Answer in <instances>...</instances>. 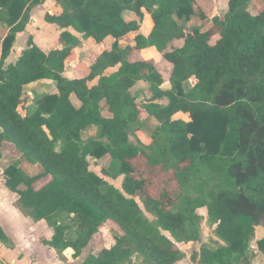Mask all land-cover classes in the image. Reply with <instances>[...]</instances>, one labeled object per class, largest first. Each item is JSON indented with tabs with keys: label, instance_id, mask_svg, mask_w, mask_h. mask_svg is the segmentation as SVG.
Wrapping results in <instances>:
<instances>
[{
	"label": "trees",
	"instance_id": "1",
	"mask_svg": "<svg viewBox=\"0 0 264 264\" xmlns=\"http://www.w3.org/2000/svg\"><path fill=\"white\" fill-rule=\"evenodd\" d=\"M54 1L61 11L46 14L45 21L62 30L63 47L46 53L30 37L17 62L4 68L32 9L46 0H0V23L9 28L1 43L0 161L10 144L40 167L31 176L12 164L3 180L28 217L53 225L45 244L71 249L77 259L111 222L120 232L115 244L82 264H179L184 255L176 243L199 242L197 211L206 209L224 245L201 246L193 261L250 264L258 231L256 246L264 255V11L252 15L253 0H228L226 14L213 17L200 7L196 13L200 0ZM145 14L152 20L150 34L121 47L119 41L140 31ZM196 15L211 27L203 31L176 21L188 23ZM69 29L97 44L115 39L82 78L66 76V63L80 45ZM153 47L172 66L170 74L153 60L132 59ZM39 81L54 83L56 92L35 99L31 110L26 90ZM141 81L152 93L146 106L132 92ZM164 98L167 106L156 104ZM142 109L158 121L148 145L130 140L133 126L144 123ZM93 130L98 134L87 137ZM106 156L113 172H103L112 179L123 176L121 190L90 169L89 158ZM203 170L217 181L194 190ZM71 231L74 237L68 238ZM0 242H11L1 224Z\"/></svg>",
	"mask_w": 264,
	"mask_h": 264
},
{
	"label": "rangeland",
	"instance_id": "2",
	"mask_svg": "<svg viewBox=\"0 0 264 264\" xmlns=\"http://www.w3.org/2000/svg\"><path fill=\"white\" fill-rule=\"evenodd\" d=\"M201 8L208 17H213L215 15L223 16L228 11V0H200L196 6V13H198V8ZM41 7H36L35 15L41 18L45 15L42 13ZM248 11L252 15H258L262 11H264V0H253L249 6ZM33 12L34 8L32 9L31 13V22L28 25V32L26 35V39L23 43H25L24 48L27 47V41L30 37H33L34 41L41 45L42 48L49 52L53 49H58V47H62L59 41V34L61 31L56 27L48 28L40 19L37 21L33 20ZM44 12V11H43ZM176 21L180 26H185L187 28H194L199 27L203 31L208 30L211 27L210 22H206L200 19L198 15L194 16L190 22L185 23L184 20H179L176 18ZM152 28V20L148 14H145V18L141 22V29L138 33L148 35ZM6 33V29L3 25H0V48L2 39ZM26 34V32H25ZM137 33L130 34L128 39H124L120 42L121 47H125L128 44H132L133 37ZM25 38V37H24ZM21 39L19 44L17 45L19 48L21 47L22 40ZM80 45L76 47L74 54L72 57L68 59V70H72L75 68L77 70V76H84L88 70L90 64L94 61V59L100 54L101 51L105 49H110L113 44V39L109 38L101 44L94 43L91 40H84L82 37H79ZM112 41V43H111ZM111 43V44H110ZM178 45V44H176ZM16 47V46H15ZM1 51V50H0ZM144 52V53H143ZM154 54V51H152ZM151 51L145 52H135L132 56V59H144L151 58ZM155 54L160 56V58H154L159 69H161L166 75L165 66L167 63L162 55L155 50ZM145 58V59H146ZM167 68V67H166ZM193 84V81H191ZM189 83V87L191 86ZM56 91L55 84L48 81H39L33 83L27 87L26 95L29 97L28 106L32 110L33 109V102L35 99L44 96L46 94H51ZM139 93H136V92ZM134 95L137 97V103L141 105H148L150 98L152 97L151 90L149 85L143 82L141 85L136 87L133 91ZM72 101L75 106H79L80 103L76 100V98H72ZM158 104L162 106H166L168 104L167 99H163L159 101ZM106 106L102 105L103 114L106 113ZM141 118L144 120V123L136 124L133 126L134 130L131 132L130 140L133 144L138 145L139 143L142 144H150L151 138L150 134L152 130L156 127L157 123L152 118H147L146 113L142 109ZM179 118L187 119V116L179 115ZM98 133L96 130L89 132L86 136H96ZM10 145V144H7ZM6 145V146H7ZM61 149V144L57 145V150ZM5 150L4 158L0 161V178L3 179V171L10 165H17L21 167L28 175H36L40 172V167L38 165H30L28 164L24 158L14 149V147H9ZM90 169L97 175L103 177L110 185L114 186L115 188L122 189V182L124 177L120 176L117 179H112L103 172L104 170L112 171V161L110 156H106L100 160L89 158ZM113 172V171H112ZM216 180V178L210 174L208 171H202L196 177V189L198 190L199 186L202 185L203 182ZM160 181L165 183L172 191H176L175 184L167 182V179L164 175L160 176ZM217 181V180H216ZM45 182H42L37 185V187H41ZM216 182H211L210 184H215ZM193 190V191H194ZM144 210V209H143ZM21 213L28 217L27 214L20 209ZM197 214L202 218L201 226L199 227L200 233V240L199 242L189 243V244H182L176 243L177 248L183 253L184 258L179 264H198L196 261H193L192 257L195 252H198L201 246H208L211 248H216L218 246L224 245L223 242L216 237L214 233V226L209 222L208 213L206 209H200L197 211ZM146 216L153 221L154 218L148 214ZM29 218V217H28ZM119 228L111 222L106 223L100 230V232L95 236L93 243L84 250V257L82 260L74 261L71 257V253L58 251L54 249H48V247L44 246L43 242L45 240H50L54 235V227L50 223H44L43 227L38 226L33 234L32 241H26L21 245H15L12 242L7 244H3L0 242V264H82L83 260H85L90 254H96L100 251L101 248H111L115 244V238L118 235ZM260 234L258 238H260ZM68 238L74 237V232L71 231L68 233ZM167 236L170 237L169 234ZM255 241L251 244V258L250 264H264V255H262L259 251L257 246H255ZM254 247V248H253ZM136 262H139V259L135 258Z\"/></svg>",
	"mask_w": 264,
	"mask_h": 264
},
{
	"label": "crops",
	"instance_id": "3",
	"mask_svg": "<svg viewBox=\"0 0 264 264\" xmlns=\"http://www.w3.org/2000/svg\"><path fill=\"white\" fill-rule=\"evenodd\" d=\"M38 7H41L40 9H42V13H44L45 15L41 18V16H40V18H41V20H42V22L48 27V28H51V27H56V28H58L60 31H61V33H62V30L58 27V26H56V25H52V24H49V23H47L46 21H45V16H46V14H51V15H54V14H58V13H60V11H61V8H60V6H58L57 4H56V2L54 1V0H46V2L43 4V5H40V6H38ZM36 8V7H35ZM34 8V12H33V20L35 21H37L38 19H40V18H38L36 15H35V11H36V9ZM44 11V12H43ZM30 24V23H29ZM0 25H3L2 23H0ZM4 27H5V29H6V33H5V35H4V37H3V39H2V41L4 40V38L8 35V33H9V28H7L5 25H3ZM152 29V28H151ZM69 31L73 34V35H75V36H77L78 38L79 37H81L80 35H78L74 30H72V29H69ZM25 32H26V34H25ZM25 32H23V33H19L18 35H17V39H16V42H15V44H14V46H13V49H12V51H11V55L9 56V58L6 60V62H5V65H4V68H7L9 65H11V64H15L16 62H17V60L19 59V57L21 56V54H22V52L27 48H24V46H25V43H23L24 41H25V39H26V35H27V32H28V26H27V28H26V30H25ZM151 32V31H150ZM150 32H149V34H150ZM60 33V34H61ZM59 34V35H60ZM133 34V33H132ZM138 34H141V33H138L137 32V34H135V36L133 37V40H132V44H128L127 46H134L135 45V37L138 35ZM148 34V35H149ZM142 35H144V34H142ZM148 35H144V36H148ZM25 37V38H24ZM128 37H130L129 35L126 37V38H124V39H128ZM22 38H24V40H22V44H21V47L19 48L17 45L19 44V42L21 41V39ZM33 38V37H32ZM109 38H112V37H109ZM109 38H107V39H109ZM59 39H60V36H59ZM106 39V40H107ZM113 39V44L115 43V39L114 38H112ZM124 39H122V40H124ZM29 40V39H28ZM89 40H91V39H89ZM105 40V41H106ZM121 40V41H122ZM33 41H34V39H33ZM60 41V40H59ZM88 41V40H87ZM91 41H93V40H91ZM121 41H119V44H120V42ZM94 42V41H93ZM27 43H28V41H27ZM34 43L42 50V51H44V52H46V53H48L47 51H45L43 48H42V46L41 45H39V44H37L35 41H34ZM95 43V42H94ZM111 43H112V41H111ZM110 43V44H111ZM61 44V43H60ZM113 44H112V47H113ZM121 45V44H120ZM16 46V47H15ZM63 47V46H62ZM62 47H60V48H62ZM112 47L110 48V49H105V50H111L112 49ZM126 47V46H125ZM58 49H59V47H58ZM0 60H1V55H2V46H1V48H0ZM54 50V49H53ZM76 50V48L73 50V52H72V54H74V51ZM155 50H156V48H149V49H146V50H143V51H145V52H149V51H151V55H152V57L151 58H144L145 60H153L154 61V58H160V56H158L157 54H155ZM50 51H52V50H50ZM49 51V52H50ZM152 51H154V54H153V52ZM157 51V50H156ZM158 52V51H157ZM144 53V52H143ZM72 57V55L70 56V58ZM95 60V59H94ZM155 62V61H154ZM67 63H68V61H67ZM66 63V76L69 78V79H74V78H82V77H85V76H87L88 74H89V69H90V66L88 67V70H87V72H86V75H84V76H77V70H75V68H72V70H70V72H69V70H68V64ZM156 63V62H155ZM92 64V63H91ZM90 64V65H91ZM157 65V64H156ZM167 67V68H166ZM165 72H167L168 74H170L171 73V70H172V66L170 65V64H166V66H165ZM112 72H114V71H109V72H107V74L109 75V74H111ZM49 82V81H48ZM145 83L146 84V86H148L149 85V83H147V82H145V81H141V82H139L133 89H132V92L136 89V87H138L139 85H141L142 83ZM55 88H56V86H55ZM149 88H150V85H149ZM56 92V91H55ZM55 92H53V93H55ZM136 93H139L138 91L136 92ZM52 94V93H51ZM134 94V93H133ZM136 96V95H135ZM76 98L75 96H72V98ZM71 98V99H72ZM164 99H166V98H164ZM77 100V99H76ZM163 100V99H162ZM168 100V99H167ZM78 101V100H77ZM159 101H161V100H159ZM159 101H157L156 102V104H158L159 103ZM73 102V101H72ZM79 102V101H78ZM74 104V103H73ZM102 105H105L106 106V104L105 103H103ZM159 105H161V104H159ZM168 105V104H167ZM166 105V106H167ZM80 106V105H79ZM79 106H76V107H79ZM162 106V105H161ZM106 110H107V108H106ZM104 115V114H103ZM106 115H108V113H107V111H106V113H105V116ZM152 119H154V118H152ZM155 121H156V123H157V125H156V127L158 126V121L156 120V119H154ZM155 127V128H156ZM0 132H1V129H0ZM7 144H5L4 145V147H3V149H7V148H9V147H12V146H10V145H7ZM148 145V144H147ZM2 153H3V158H4V153H5V150H2ZM3 173H4V171H3ZM20 209L21 208H19L18 207V205H17V196L14 194V193H12L6 186H5V184H4V180L2 179V178H0V224H1V226L3 227V229H4V231H5V233L7 234V236L9 237V239H10V241L12 242V243H14L15 245H21L22 243H24V242H26V241H32L33 240V234H34V232H35V230H36V228L38 227V226H42L43 227V225H44V223H46V221H41V222H35V221H33L30 217L28 218V217H26V216H24L22 213H21V211H20ZM258 234H257V237H256V239L254 240L255 241V244H256V241L257 240H259L260 238H261V236H262V234H260V238H258V235H259V233H261L260 231H258L257 232ZM52 239V238H51ZM50 239V240H51ZM50 240H45L43 243V245L44 246H46V247H48V249H53V248H50L49 246H47L46 244H45V242H47V241H50ZM256 246V245H255ZM254 248V247H253ZM55 250V249H54ZM65 252H69V253H71V257H72V259L74 260V261H76V260H82L84 257H82L83 256V254H82V256L81 257H79V258H77V259H74L73 258V251L71 250V249H69V250H67V251H65ZM83 262H84V260H83ZM82 262V263H83Z\"/></svg>",
	"mask_w": 264,
	"mask_h": 264
}]
</instances>
